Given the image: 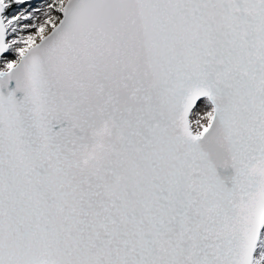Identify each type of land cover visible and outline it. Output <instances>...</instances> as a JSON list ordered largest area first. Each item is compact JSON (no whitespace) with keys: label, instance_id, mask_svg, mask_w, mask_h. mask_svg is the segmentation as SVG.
Here are the masks:
<instances>
[{"label":"snow or ice","instance_id":"1","mask_svg":"<svg viewBox=\"0 0 264 264\" xmlns=\"http://www.w3.org/2000/svg\"><path fill=\"white\" fill-rule=\"evenodd\" d=\"M0 264H264V0H0Z\"/></svg>","mask_w":264,"mask_h":264}]
</instances>
